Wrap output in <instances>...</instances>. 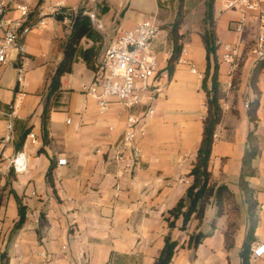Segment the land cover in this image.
<instances>
[{"label": "crops", "instance_id": "obj_1", "mask_svg": "<svg viewBox=\"0 0 264 264\" xmlns=\"http://www.w3.org/2000/svg\"><path fill=\"white\" fill-rule=\"evenodd\" d=\"M0 1L6 6L0 14V37L22 18L20 7L29 9L24 22L31 26L23 38L25 54L20 57L19 51L11 48L7 62L0 64V138L12 120L14 137L6 146V155L12 157L24 149L28 157L24 173H15L8 161L1 164L0 264L2 254L9 264H158L168 233L178 241L170 264H242L249 217L239 178L253 127L249 115L250 103L256 98L251 84L257 62L253 48L264 30V0H258L263 17L257 11L250 13L248 22H252H247L243 32L234 29L240 11L226 8V0L214 2L223 116L214 133L209 170L212 182L229 188L232 201H225L218 216L216 199L211 197L203 218L192 217L186 229H182V217L173 229L165 217L192 181L188 173L202 140L207 52L200 26L205 0H181L180 9L177 0H118L117 9L103 0L109 8L106 13L98 6L101 0H93V7L88 0ZM54 3H63L66 14L80 7L97 11L111 33L107 37L99 31L103 35L101 52L137 22L154 20L159 33L151 50L158 55L159 70L151 82L153 92L141 105L126 110L111 98L109 108L101 112L97 101L85 92L93 71L80 59L72 73L62 76L61 92L52 98L49 141L44 143L42 114L48 86L63 57L60 43L68 39L72 24L69 19L42 17V6ZM180 11V42L186 52H181L170 74L167 65L174 44L169 31ZM41 19L43 23H39ZM237 42L242 53L232 65L223 58L225 46ZM192 66L197 73L191 71ZM18 67L26 72L24 86L17 81ZM257 87L259 153L254 160L257 173L249 182L258 201L259 222L251 250L264 244V68ZM150 108L155 112L146 120V134L136 140L143 150L140 167L133 168L132 161L118 165L113 156L129 114L140 115ZM24 128L27 134L33 132L37 141L24 145L26 134L18 147ZM61 158L66 159L65 164L58 163ZM51 166L53 184L48 179ZM182 177L190 183L181 181ZM16 195L26 207V219L14 229L19 220ZM228 231L233 236L231 247L226 246ZM199 232L206 236L192 249L189 237ZM254 264H264V255Z\"/></svg>", "mask_w": 264, "mask_h": 264}, {"label": "trees", "instance_id": "obj_2", "mask_svg": "<svg viewBox=\"0 0 264 264\" xmlns=\"http://www.w3.org/2000/svg\"><path fill=\"white\" fill-rule=\"evenodd\" d=\"M215 0H205L206 11L204 19L201 23V31L203 41L207 52V67L202 82V88L206 92V114L203 119L202 140L197 152L196 161L191 168L188 176L192 178L186 193L182 196L175 206L169 211V215L165 217L170 229L175 227V221L182 217V229H186L188 222L192 217L201 220L204 216L207 204L211 197H215L218 207L217 215L220 216L224 210L225 201H232V193L226 185H217L211 180V172L209 170V161L214 142V133L217 125L223 116V109L220 106L219 99L222 95L221 84L219 82V59L217 50L219 48L218 36L216 32V24L214 17ZM108 6L104 5L100 8L102 13L108 11ZM86 9L80 7L76 13L71 15L72 24L71 31L67 40L60 43V49L63 57L58 64L56 70L51 75L50 84L48 86L46 102L42 114L43 140L44 143L49 141L48 138V118L53 107L52 98L61 92V78L73 71V66L80 59L83 60L87 67L95 71L97 69L98 56L101 53L103 44V35L95 30L90 22L89 16L84 14ZM125 9L120 13V17L124 16ZM181 12V11H180ZM178 13L174 23L171 26L169 35L173 41V52L168 60L167 70L171 74L176 62L179 60L182 52L183 44L180 42L179 29L182 23L183 13ZM181 14V16H179ZM62 18V16H58ZM89 45H87V44ZM264 68V58L258 60L252 72L251 84L256 92V98L250 103L249 115L253 123L247 138V146L242 159V170L239 178V184L244 192L248 205L249 227L244 239L241 250L242 264H249L251 256V248L256 236L255 231L259 222L258 201L255 196V190L251 187L249 178L256 175L257 170L254 167V160L259 153L258 137L256 135V127L258 124L257 109L259 106V89L257 87V78L260 71ZM210 82V84H209ZM28 129L24 128L19 134L20 141L18 147L26 136ZM53 166L48 172V179L52 181ZM18 202L19 220L15 224L17 229L22 226L26 219V207L22 203L19 196L16 195ZM204 233H194L189 237L188 246L196 249L205 238ZM233 244L232 232L226 233V246L231 247ZM178 248V241L173 240L171 234L165 237V245L162 249L158 264H170L174 254ZM2 264H9V258L2 254Z\"/></svg>", "mask_w": 264, "mask_h": 264}, {"label": "built area", "instance_id": "obj_3", "mask_svg": "<svg viewBox=\"0 0 264 264\" xmlns=\"http://www.w3.org/2000/svg\"><path fill=\"white\" fill-rule=\"evenodd\" d=\"M226 8L240 11V18L234 22V29L238 32L244 31L250 13L257 11L263 17L258 0H226ZM5 10V4L0 1V14H3ZM20 10L22 18L14 21L13 27L5 29L3 36L0 37V64L7 62L11 48H16L20 57L26 52L23 38L28 34L31 26L25 24L24 18L28 17L29 9L23 6L20 7ZM41 13L42 17L62 16L63 20L69 19L70 23L72 22L71 15L74 14L73 12L66 14L63 3L42 6ZM84 14L89 16L94 29L98 31L103 29L104 25L96 10H85ZM39 23H43V19ZM158 33L159 27L156 22L144 19L137 22L133 28L124 30L100 53L97 69L93 71V78L86 85L85 92L97 101L101 112L109 108L111 98L117 99L126 110H131L150 97L153 92L151 82L159 70L158 55L151 50V43ZM253 49L257 61L264 58V30H260ZM225 50L224 60L234 65L241 56L242 45L240 42L227 44ZM182 52L185 53L186 48H183ZM17 70L18 84L24 86L26 72L23 67H18ZM191 71L197 73L193 66ZM199 75L202 77L201 74ZM154 112L155 110L150 108L140 115L129 114L124 134L118 142L113 156V160L118 165L121 166L124 162L132 161L133 168L140 167L143 150L136 140L138 136L146 134V120ZM13 115L14 111L11 112V116ZM13 137L14 123L10 120L6 125L4 136L0 138V170L2 162L8 161L14 172L20 174L28 169V157L24 149L16 152L12 157L6 155V146L13 140ZM28 141L30 144L36 143V136L33 132L27 134L24 145ZM58 163L65 164L66 159L61 158ZM180 180L190 183L186 177H182ZM263 255L264 244L254 247L251 251L249 264H254Z\"/></svg>", "mask_w": 264, "mask_h": 264}, {"label": "rangeland", "instance_id": "obj_4", "mask_svg": "<svg viewBox=\"0 0 264 264\" xmlns=\"http://www.w3.org/2000/svg\"><path fill=\"white\" fill-rule=\"evenodd\" d=\"M107 2H109V4L110 5H112L113 7H114V9L116 8L117 9V2H118V0H106ZM178 1V8L180 9V7H183V5L181 4L182 3V1L181 0H177ZM195 1H198V0H195ZM88 5L90 6V7H93L94 6V1L93 0H88ZM104 5H106V3H105V1H103V0H101V2L100 3H98V6L101 8V7H103ZM181 13V12H180ZM179 16H181V14L179 15ZM101 18V17H100ZM249 22H252V20L251 21H249ZM248 22V23H249ZM156 24H157V22H156ZM108 26V25H107ZM107 26H106V24H105V27L102 29V30H100L104 35H106L107 37H109L110 35H111V33H109L108 31H107ZM158 26V25H157ZM159 27V26H158ZM98 31V30H97ZM115 33V31H113V34ZM83 66V65H82ZM77 69H78V67H77ZM76 69V70H77Z\"/></svg>", "mask_w": 264, "mask_h": 264}]
</instances>
